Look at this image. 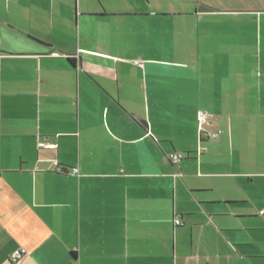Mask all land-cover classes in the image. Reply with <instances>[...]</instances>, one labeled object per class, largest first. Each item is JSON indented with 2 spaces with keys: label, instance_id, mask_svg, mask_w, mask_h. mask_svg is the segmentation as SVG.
Instances as JSON below:
<instances>
[{
  "label": "crops",
  "instance_id": "1",
  "mask_svg": "<svg viewBox=\"0 0 264 264\" xmlns=\"http://www.w3.org/2000/svg\"><path fill=\"white\" fill-rule=\"evenodd\" d=\"M263 210L264 0H0V264H264Z\"/></svg>",
  "mask_w": 264,
  "mask_h": 264
},
{
  "label": "built area",
  "instance_id": "2",
  "mask_svg": "<svg viewBox=\"0 0 264 264\" xmlns=\"http://www.w3.org/2000/svg\"><path fill=\"white\" fill-rule=\"evenodd\" d=\"M208 118H209V115L207 113H205V112H201L200 113V115H199L200 129L202 131L205 128V124L208 122ZM220 133H221L220 130L214 131V132L210 133V136L211 137H218ZM204 149L205 148H201L199 150V153L202 152ZM183 157H184V155L180 154V153H173V154L170 155L171 160L174 161V162L181 161L183 159ZM58 171L62 172L63 170L61 168H58ZM76 171H77V169H73V173H75ZM262 212L264 213V210ZM175 223H176V225H178V224L181 223V220L179 218H177L175 220ZM25 254H26V249H24V248L15 250L14 253L12 254V260L13 261H19Z\"/></svg>",
  "mask_w": 264,
  "mask_h": 264
}]
</instances>
